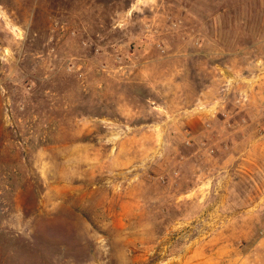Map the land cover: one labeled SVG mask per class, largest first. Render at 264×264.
<instances>
[{
  "label": "rangeland",
  "instance_id": "374dc122",
  "mask_svg": "<svg viewBox=\"0 0 264 264\" xmlns=\"http://www.w3.org/2000/svg\"><path fill=\"white\" fill-rule=\"evenodd\" d=\"M0 264H264V0H0Z\"/></svg>",
  "mask_w": 264,
  "mask_h": 264
}]
</instances>
